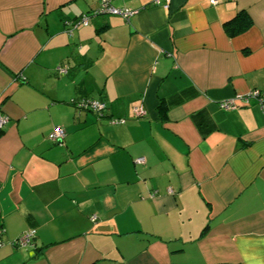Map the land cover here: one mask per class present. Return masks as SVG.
Segmentation results:
<instances>
[{"label":"crops","instance_id":"crops-1","mask_svg":"<svg viewBox=\"0 0 264 264\" xmlns=\"http://www.w3.org/2000/svg\"><path fill=\"white\" fill-rule=\"evenodd\" d=\"M108 1L0 0V264H264V0Z\"/></svg>","mask_w":264,"mask_h":264},{"label":"built area","instance_id":"built-area-1","mask_svg":"<svg viewBox=\"0 0 264 264\" xmlns=\"http://www.w3.org/2000/svg\"><path fill=\"white\" fill-rule=\"evenodd\" d=\"M210 4H216L218 0H208ZM156 4H163V6H168L170 0H154ZM137 13V9H132L128 7L119 8L114 6L112 3H110L108 0H101L99 7H97L92 12L83 15L81 18L72 21L67 22L68 25L72 26V29L68 30L69 33L72 32L75 28L78 26H87L91 23L93 17L97 16L98 14H113V15H121L126 19H129L132 15ZM58 71L60 74H65L67 72V68L64 66H60L58 68ZM242 99H244L246 102L254 99L257 102L264 104V90L260 89H252L246 94L242 96ZM76 105L79 109H85L92 111L96 116L102 117L104 115V111L106 110V104L102 101L96 100V99H88V98H82L81 100L76 101ZM219 107L224 110H230L237 108V104L235 102V98H229L225 100H221L219 102ZM133 116L135 118H142L146 115V110L142 106H136L132 109ZM8 118L7 116H4L0 114V129H2L7 122ZM110 123L112 124H118L125 122V119H110ZM65 137V132L62 127H55L53 131L49 134L48 138L54 142L58 143L61 142L62 139ZM137 163H143V158H137ZM95 218L94 216L92 217ZM36 236V230L35 229H29L23 232L20 236H18L12 244L15 246H21V247H29L34 245V238Z\"/></svg>","mask_w":264,"mask_h":264},{"label":"trees","instance_id":"trees-1","mask_svg":"<svg viewBox=\"0 0 264 264\" xmlns=\"http://www.w3.org/2000/svg\"><path fill=\"white\" fill-rule=\"evenodd\" d=\"M100 2H101V0H100ZM110 2V1H109ZM111 3V2H110ZM153 4H156L155 2H154V0H153V2H152ZM161 5H162V3H161ZM128 8H130V7H128ZM132 9H134V8H132ZM95 10V9H94ZM92 12V11H91ZM88 13H90V12H88ZM88 13H86V14H88ZM83 15H85V14H82V15H80V16H78V17H76V18H74L73 20H69V21H65V25H66V30H67V32H68V30H70V29H72V26L71 25H68L67 24V22H72V21H75V20H77V19H79V18H81ZM98 15H110V14H98ZM97 15V16H98ZM111 15H113V14H111ZM117 16H120V17H122L126 22H129L130 21V19H131V17L133 16H131L129 19H126V18H124L123 16H121V15H117ZM250 19L248 18V17H245L243 14H240V15H237L236 17H234L232 20H229V21H227V22H225V27H226V29L228 30V32L231 34V33H235V32H238V31H241V30H244V29H246L247 27H249L250 26ZM81 26V25H80ZM80 26H78V27H80ZM77 27V28H78ZM77 28H75L74 30H76ZM74 30H72V32L70 33V34H72L73 33V31ZM69 33V32H68ZM62 66H64V67H66L67 68V72H68V66L67 65H62ZM66 72V73H67ZM103 102V101H102ZM3 129V128H2ZM2 129H0V130H2ZM49 139V138H48ZM50 140V139H49ZM51 141V140H50ZM52 142V141H51ZM52 143H54V142H52Z\"/></svg>","mask_w":264,"mask_h":264}]
</instances>
